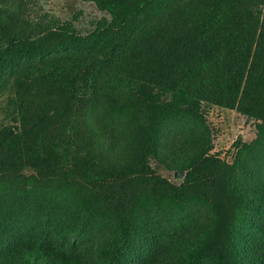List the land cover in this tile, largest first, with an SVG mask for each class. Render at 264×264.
<instances>
[{"label":"trees","instance_id":"1","mask_svg":"<svg viewBox=\"0 0 264 264\" xmlns=\"http://www.w3.org/2000/svg\"><path fill=\"white\" fill-rule=\"evenodd\" d=\"M82 1L0 0V264H264V0ZM210 106L255 123L231 162Z\"/></svg>","mask_w":264,"mask_h":264},{"label":"rangeland","instance_id":"2","mask_svg":"<svg viewBox=\"0 0 264 264\" xmlns=\"http://www.w3.org/2000/svg\"><path fill=\"white\" fill-rule=\"evenodd\" d=\"M26 18L31 25L49 28L53 24H70L80 35L93 31L95 23L107 14L99 12L94 4L82 0H27ZM206 117L213 135L212 155L231 162L234 143L241 138L250 143L256 136L255 123L235 111L205 107ZM157 172L172 183H181L184 174L157 169Z\"/></svg>","mask_w":264,"mask_h":264}]
</instances>
